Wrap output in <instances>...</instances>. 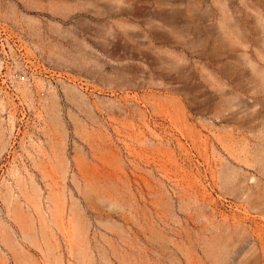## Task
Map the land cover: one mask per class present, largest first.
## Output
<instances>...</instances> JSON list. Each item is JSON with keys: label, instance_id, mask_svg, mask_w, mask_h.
Wrapping results in <instances>:
<instances>
[{"label": "rangeland", "instance_id": "obj_1", "mask_svg": "<svg viewBox=\"0 0 264 264\" xmlns=\"http://www.w3.org/2000/svg\"><path fill=\"white\" fill-rule=\"evenodd\" d=\"M0 264H264V0H0Z\"/></svg>", "mask_w": 264, "mask_h": 264}]
</instances>
